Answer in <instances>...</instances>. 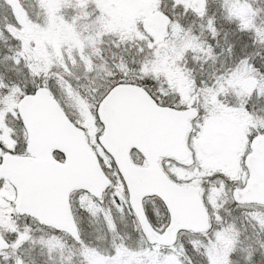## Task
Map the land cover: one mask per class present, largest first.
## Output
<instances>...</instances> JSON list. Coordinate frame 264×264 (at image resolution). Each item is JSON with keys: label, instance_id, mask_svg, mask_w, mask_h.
Masks as SVG:
<instances>
[{"label": "snow or ice", "instance_id": "snow-or-ice-1", "mask_svg": "<svg viewBox=\"0 0 264 264\" xmlns=\"http://www.w3.org/2000/svg\"><path fill=\"white\" fill-rule=\"evenodd\" d=\"M0 264H264V0H0Z\"/></svg>", "mask_w": 264, "mask_h": 264}]
</instances>
